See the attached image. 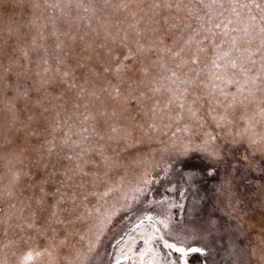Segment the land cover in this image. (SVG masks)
Instances as JSON below:
<instances>
[{
	"label": "rangeland",
	"instance_id": "obj_1",
	"mask_svg": "<svg viewBox=\"0 0 264 264\" xmlns=\"http://www.w3.org/2000/svg\"><path fill=\"white\" fill-rule=\"evenodd\" d=\"M141 224L264 264V0H0V264H118Z\"/></svg>",
	"mask_w": 264,
	"mask_h": 264
},
{
	"label": "bare ground",
	"instance_id": "obj_2",
	"mask_svg": "<svg viewBox=\"0 0 264 264\" xmlns=\"http://www.w3.org/2000/svg\"><path fill=\"white\" fill-rule=\"evenodd\" d=\"M161 236L162 235L155 227L148 228L143 224L137 225L134 228V232L129 234L120 245V250L115 262L118 264L126 262L129 264H163L161 260L162 251L155 245V241ZM139 242H142V248L140 247L141 249L137 250V248H139ZM164 245L165 248H168L170 251H172V248L176 250L181 249L174 245L171 248L170 244L165 240ZM123 250H126V252H121ZM189 253L198 252H194L191 249L189 250Z\"/></svg>",
	"mask_w": 264,
	"mask_h": 264
},
{
	"label": "snow or ice",
	"instance_id": "obj_3",
	"mask_svg": "<svg viewBox=\"0 0 264 264\" xmlns=\"http://www.w3.org/2000/svg\"><path fill=\"white\" fill-rule=\"evenodd\" d=\"M257 6H259V5H257ZM214 155H218V154H214ZM192 171L193 172H195V171H197L196 169H192ZM208 174H212L210 171H209V173ZM178 251H183V249H177ZM192 251H194V252H200L201 251V249H199V248H193L192 249Z\"/></svg>",
	"mask_w": 264,
	"mask_h": 264
}]
</instances>
